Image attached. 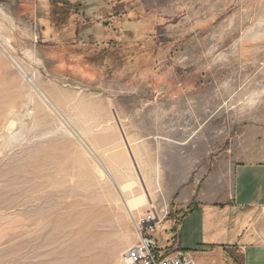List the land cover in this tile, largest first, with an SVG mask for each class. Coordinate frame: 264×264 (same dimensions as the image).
I'll return each instance as SVG.
<instances>
[{
    "label": "rangeland",
    "instance_id": "obj_1",
    "mask_svg": "<svg viewBox=\"0 0 264 264\" xmlns=\"http://www.w3.org/2000/svg\"><path fill=\"white\" fill-rule=\"evenodd\" d=\"M69 1L0 8V264H127L148 200L264 162V0Z\"/></svg>",
    "mask_w": 264,
    "mask_h": 264
},
{
    "label": "crops",
    "instance_id": "obj_2",
    "mask_svg": "<svg viewBox=\"0 0 264 264\" xmlns=\"http://www.w3.org/2000/svg\"><path fill=\"white\" fill-rule=\"evenodd\" d=\"M40 1L50 2L55 11L67 1L72 5L69 0ZM38 2L0 0V8L7 10L9 16L10 8L26 10L29 15H22V19L29 17L39 25L35 20ZM63 6L65 10L61 13L67 21L68 6L66 3ZM231 180V191L224 201L217 200L207 190L190 191V210L163 221L171 223L172 233L165 251H170L174 241V249L188 251L197 264H264V162L236 164Z\"/></svg>",
    "mask_w": 264,
    "mask_h": 264
},
{
    "label": "built area",
    "instance_id": "obj_3",
    "mask_svg": "<svg viewBox=\"0 0 264 264\" xmlns=\"http://www.w3.org/2000/svg\"><path fill=\"white\" fill-rule=\"evenodd\" d=\"M168 218L166 207L148 200L145 212L133 220L137 240L122 253L127 264H197L192 255L182 249L159 250L153 238L154 228Z\"/></svg>",
    "mask_w": 264,
    "mask_h": 264
},
{
    "label": "bare ground",
    "instance_id": "obj_4",
    "mask_svg": "<svg viewBox=\"0 0 264 264\" xmlns=\"http://www.w3.org/2000/svg\"><path fill=\"white\" fill-rule=\"evenodd\" d=\"M11 59H12V57H11ZM13 59H14V57H13ZM16 62V61H15ZM21 68V67H20ZM22 69V68H21ZM20 69V70H21ZM23 71V70H22ZM25 71V70H24ZM21 72V71H20ZM26 72V71H25ZM24 73V72H23ZM25 78V77H24ZM30 79V78H29ZM28 79V80H29ZM20 135V134H19ZM19 135L18 136H16V137H14L13 136V138H16V140H17V138L19 137ZM10 138V137H9ZM12 141V140H11ZM15 142V141H14ZM127 185H124V186H118V188H119V190H120V193L122 194V191H123V189L125 190V187H126ZM124 194V193H123ZM122 194V195H123ZM125 195V194H124ZM144 196H145V194H142V195H139V196H129V195H125L124 197H123V202H124V205H125V207H126V209H127V211L129 212V213H131V211L133 210V209H135L140 203H141V201L143 200V198H144Z\"/></svg>",
    "mask_w": 264,
    "mask_h": 264
},
{
    "label": "trees",
    "instance_id": "obj_5",
    "mask_svg": "<svg viewBox=\"0 0 264 264\" xmlns=\"http://www.w3.org/2000/svg\"><path fill=\"white\" fill-rule=\"evenodd\" d=\"M66 3V5L67 6H69V2L67 1V2H65ZM65 3H64V5H65ZM62 24H63V22H62ZM190 210V207L189 208H187L183 213H182V215H184L186 212H188ZM169 216H170V213H169Z\"/></svg>",
    "mask_w": 264,
    "mask_h": 264
}]
</instances>
